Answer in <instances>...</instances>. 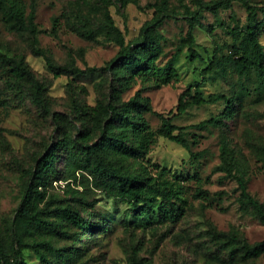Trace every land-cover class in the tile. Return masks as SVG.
Wrapping results in <instances>:
<instances>
[{
    "label": "rangeland",
    "instance_id": "374dc122",
    "mask_svg": "<svg viewBox=\"0 0 264 264\" xmlns=\"http://www.w3.org/2000/svg\"><path fill=\"white\" fill-rule=\"evenodd\" d=\"M25 1L29 6L31 0ZM34 1L39 30L36 48L49 51L58 64L73 60L78 67L86 69L104 65L117 53L119 46L106 35L100 0ZM248 1L256 6L264 5V0ZM139 3L140 8L133 2L122 8L114 1L109 9L129 41L139 38L142 26L157 14L158 8L162 9L159 13L168 14L159 27L162 34L160 65L175 53L180 39L187 35L190 19L195 20L196 25L193 47L200 57L192 60L189 46H182L175 62L178 81L161 87L152 82L138 84L122 96L127 100L140 90L151 98L153 110L174 116L173 122L184 126L191 140L198 138V143L191 146L192 152L201 154L198 157H191L188 149L159 134L144 157L151 164L170 169L169 177L181 191L175 199L180 209L175 208L173 217L161 218L158 212L144 213L125 199L96 186L94 177L86 171L78 170L76 178L66 179L63 177L68 170L65 145L57 150L56 177L50 179L47 186L39 187L40 207L46 216L54 218L57 208L73 204L85 218H90L92 231L83 232L75 241L57 240L58 246L75 242L82 247L86 264H126L133 255L147 258L152 264H236L223 248L224 239L218 233L235 231L253 243L264 239V223L251 208L241 207L237 180L217 170L221 163V129L195 125L222 112L225 103L192 106L182 113H177V106L186 88H191L193 93L201 92L205 97L216 92L237 97L227 136L247 179L248 190L264 203V168L257 155V148L264 144V89L260 78L254 69L245 77H239L231 67L225 75L219 69L203 73L213 57L229 54L232 47L239 46L246 33L250 10L240 0H234L229 6L204 9L194 19L192 13L198 9L197 0H139ZM83 14L91 16V28L97 32L98 42L83 38L68 27L67 18L77 20ZM54 17L59 19L56 34L51 33ZM255 18L259 41L264 48V10L259 9ZM0 47L10 53L23 54L52 98L51 112L41 109L33 102L27 85L0 70V240L3 242L10 238L12 220L37 160L63 138L86 131L79 108L83 104L94 106L98 99L106 97L109 75L56 74L48 67L45 57L35 53L29 34L18 31L2 11ZM53 112L57 113L56 118ZM145 115L157 132L161 117L153 112ZM86 136L92 140L93 136ZM97 138L98 134L93 140ZM135 163L138 165V160ZM200 186L204 190L201 194ZM24 236L30 237L27 232ZM24 256L26 264H45L31 248L24 249ZM52 258L56 260L55 256ZM251 264H264V254Z\"/></svg>",
    "mask_w": 264,
    "mask_h": 264
},
{
    "label": "trees",
    "instance_id": "16d2710c",
    "mask_svg": "<svg viewBox=\"0 0 264 264\" xmlns=\"http://www.w3.org/2000/svg\"><path fill=\"white\" fill-rule=\"evenodd\" d=\"M116 1L125 8L130 2L141 7L139 0H100L102 3V19L107 29V37L114 41L119 49L115 56L102 66H90L86 69L78 67L74 61L58 64L52 54L41 48L38 43V25L36 22V4L31 0L29 6L25 0H0V11L15 23L18 31L27 32L32 39L34 51L45 57L51 71L60 73H106L109 75V91L105 98L97 100L94 106L83 104L79 111L87 128L80 130L75 137L63 138L56 146L46 149L43 156L37 160L31 180L25 185L16 215L12 220L10 238L0 240V264H26L24 249L31 248L45 264H86L85 251L75 245H57V240H77L83 232L92 231L90 218H85L79 208L73 204L57 208L54 218H49L40 207V186H47L56 177L57 150L61 145L68 149L66 155L67 169L63 177H77V171L88 172L94 177L96 186L125 199L135 209L144 213H159L161 218L173 217L177 207L175 199L180 196L179 185L169 175L170 169L158 164H151L144 157L150 152L156 135L175 141L190 151L191 157H198L192 152L191 146L198 143V138L192 140L187 136L184 126L173 122L171 115L156 112L152 108L151 98L137 90L133 96L123 100L127 90L138 84L152 82L161 87L178 81L179 73L175 66L176 58L183 45H188L191 59L200 57L193 47L196 42L194 29L195 20L190 19V28L185 37L180 39L175 53L163 64H158L162 54V34L159 27L168 14L159 13L147 21L141 28L140 36L135 41L126 39L125 32L117 25L110 12L109 5ZM234 0H197L198 9L192 13L196 19L204 9L214 10L231 5ZM247 7L249 22L246 33L238 47H232L229 54L215 56L204 68L203 73L210 74L219 69L225 75L231 67L239 77L247 76L253 69L260 78V86L264 89V48L259 41V32L255 25V15L263 6L251 4L248 0H240ZM83 3V0H80ZM29 7V10L27 8ZM166 9L165 1L163 5ZM53 34L57 33L58 17H54ZM68 27L79 36L98 42L97 32L91 28V16L83 14L72 20L67 18ZM0 70L14 77L18 82L29 87L33 102L41 109L51 112L52 98L47 87L31 71L25 56L20 53H10L0 47ZM237 97L216 92L205 97L201 92L184 89L178 100L177 113H182L192 106L224 102L225 108L217 115L200 120L196 126H213L221 129L220 157L221 163L217 170L233 176L239 185L238 201L243 208H251L255 216L264 223V203L249 190L247 179L242 174L239 161L234 155L227 136L228 121L234 118ZM153 112L162 119L158 131H154L145 115ZM55 118L57 113H52ZM98 138L93 140L95 135ZM93 136L88 140V136ZM257 155L263 162L264 144L257 148ZM139 162L135 166V161ZM176 175V174H174ZM83 177L85 175L83 174ZM198 191L204 192L202 186ZM180 207H177V209ZM70 228V230H68ZM23 229V231L21 230ZM25 232L30 237L25 238ZM24 233V234H23ZM223 240V248L230 259L236 264H251L264 254V239L249 242L235 231L218 233ZM221 239V238H218ZM53 256L56 260H53ZM121 264V263H117ZM126 264H152L147 258L130 256Z\"/></svg>",
    "mask_w": 264,
    "mask_h": 264
}]
</instances>
